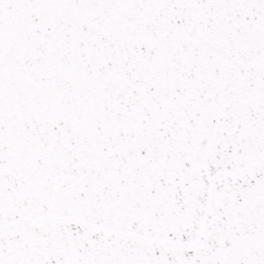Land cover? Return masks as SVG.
Listing matches in <instances>:
<instances>
[{
    "label": "snow or ice",
    "instance_id": "6c2138e0",
    "mask_svg": "<svg viewBox=\"0 0 264 264\" xmlns=\"http://www.w3.org/2000/svg\"><path fill=\"white\" fill-rule=\"evenodd\" d=\"M0 264H264V0H0Z\"/></svg>",
    "mask_w": 264,
    "mask_h": 264
}]
</instances>
